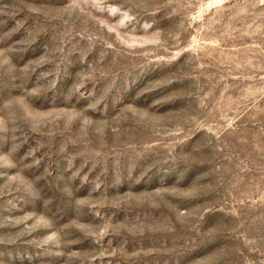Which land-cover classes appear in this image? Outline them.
<instances>
[{
    "label": "rangeland",
    "instance_id": "374dc122",
    "mask_svg": "<svg viewBox=\"0 0 264 264\" xmlns=\"http://www.w3.org/2000/svg\"><path fill=\"white\" fill-rule=\"evenodd\" d=\"M0 264H264V0H0Z\"/></svg>",
    "mask_w": 264,
    "mask_h": 264
}]
</instances>
